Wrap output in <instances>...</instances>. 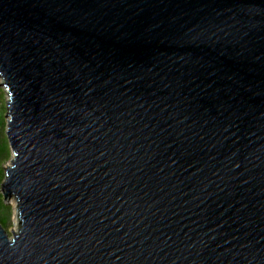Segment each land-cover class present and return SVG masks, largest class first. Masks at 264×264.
<instances>
[{"label":"water","instance_id":"95a60500","mask_svg":"<svg viewBox=\"0 0 264 264\" xmlns=\"http://www.w3.org/2000/svg\"><path fill=\"white\" fill-rule=\"evenodd\" d=\"M0 86V264H264V0H0Z\"/></svg>","mask_w":264,"mask_h":264},{"label":"trees","instance_id":"16d2710c","mask_svg":"<svg viewBox=\"0 0 264 264\" xmlns=\"http://www.w3.org/2000/svg\"><path fill=\"white\" fill-rule=\"evenodd\" d=\"M1 95L2 91L0 89V101L2 100ZM4 110H6V107L3 106V113ZM3 113L0 112V184L4 179V164L8 160V157L10 155L6 137L2 135L3 130L6 126V119H4ZM9 212V206L4 203L3 196L0 192V225L4 230L9 223Z\"/></svg>","mask_w":264,"mask_h":264},{"label":"rangeland","instance_id":"374dc122","mask_svg":"<svg viewBox=\"0 0 264 264\" xmlns=\"http://www.w3.org/2000/svg\"><path fill=\"white\" fill-rule=\"evenodd\" d=\"M0 89L2 91V100L0 101V112L3 113V106L6 107V101L8 100L7 99V91L2 87L0 86ZM6 110H4V119L5 118V112ZM3 136H5V128L3 130V133H2ZM8 150H9V153H10V148H9V145H8ZM11 157V153L8 157V160L5 162L4 164V167L8 165L9 163V159ZM4 200V203L9 206V223L7 224V227L5 229L6 233L8 234V236H11L12 233H15V231L17 230L18 228V223H16L17 219H16V210L14 209L13 207V204H12V198L10 199H3ZM14 201V200H13ZM12 232V233H11Z\"/></svg>","mask_w":264,"mask_h":264},{"label":"bare ground","instance_id":"6f19581e","mask_svg":"<svg viewBox=\"0 0 264 264\" xmlns=\"http://www.w3.org/2000/svg\"><path fill=\"white\" fill-rule=\"evenodd\" d=\"M12 204H13V207H14V209H15V203H14V201L12 200ZM16 215V214H15ZM16 217V219H17V215L15 216Z\"/></svg>","mask_w":264,"mask_h":264}]
</instances>
